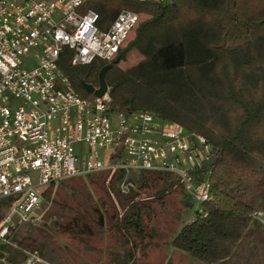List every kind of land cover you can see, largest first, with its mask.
I'll list each match as a JSON object with an SVG mask.
<instances>
[{
  "label": "built area",
  "instance_id": "obj_1",
  "mask_svg": "<svg viewBox=\"0 0 264 264\" xmlns=\"http://www.w3.org/2000/svg\"><path fill=\"white\" fill-rule=\"evenodd\" d=\"M87 2L0 0V201H12L0 212V264H15L12 234L36 225L45 191L68 180L114 172L126 195L135 188L133 174L170 176L201 217L213 200L214 155L202 137L147 112L113 109L109 88L92 100L74 91L60 67L65 52L73 66L111 65L140 21L122 10L101 30ZM251 224L264 228V212H253ZM20 253L16 264H48L37 250Z\"/></svg>",
  "mask_w": 264,
  "mask_h": 264
},
{
  "label": "trees",
  "instance_id": "obj_2",
  "mask_svg": "<svg viewBox=\"0 0 264 264\" xmlns=\"http://www.w3.org/2000/svg\"><path fill=\"white\" fill-rule=\"evenodd\" d=\"M85 8L98 14L101 30L122 10L140 16L133 38L105 73L111 107L177 123L211 147L213 200L203 204L206 216L180 227L170 246L201 264L226 263L253 237L258 225L251 224L252 213L264 212V0H88ZM133 52L142 59L122 70L119 64ZM106 65L73 66L68 52L60 60L74 91L88 100L94 97L81 81L97 88ZM102 176L114 190L117 174ZM174 187L164 188L159 199ZM11 202L0 201V210ZM134 207L112 218V225L138 236L144 226ZM96 226L94 234L101 233L102 218ZM26 230L37 228L27 223L18 229ZM88 231L93 234L91 226ZM8 252L11 263L22 260L20 252ZM39 253L48 264H64L55 251Z\"/></svg>",
  "mask_w": 264,
  "mask_h": 264
},
{
  "label": "rangeland",
  "instance_id": "obj_3",
  "mask_svg": "<svg viewBox=\"0 0 264 264\" xmlns=\"http://www.w3.org/2000/svg\"><path fill=\"white\" fill-rule=\"evenodd\" d=\"M141 59L138 52H133L119 67L129 69ZM74 150L80 158L85 154L81 144L75 145ZM158 176L133 174L135 188L126 195L118 191L119 175L112 179L114 190L105 185L108 176L102 174L48 188L46 203L38 214L40 220L33 225L37 231H16L10 241L17 249L8 251H55L57 260L64 264H201L172 251L169 244L180 227L201 217L195 214L197 205L186 198L174 178ZM168 185L175 187L159 199L158 193ZM131 205L144 226L138 236L123 234L112 225V218L122 216ZM100 218L101 233L94 234ZM89 226L93 234L89 233ZM253 231V237L245 239L224 264H264V228L255 226ZM16 256L20 259V255Z\"/></svg>",
  "mask_w": 264,
  "mask_h": 264
},
{
  "label": "water",
  "instance_id": "obj_4",
  "mask_svg": "<svg viewBox=\"0 0 264 264\" xmlns=\"http://www.w3.org/2000/svg\"><path fill=\"white\" fill-rule=\"evenodd\" d=\"M112 68L111 65L104 66L98 75V87L95 88L90 84L85 83L84 81H81V86L85 90L87 94L92 95L94 98H101L108 90V86L105 81V73Z\"/></svg>",
  "mask_w": 264,
  "mask_h": 264
},
{
  "label": "crops",
  "instance_id": "obj_5",
  "mask_svg": "<svg viewBox=\"0 0 264 264\" xmlns=\"http://www.w3.org/2000/svg\"><path fill=\"white\" fill-rule=\"evenodd\" d=\"M170 242H171V240H170ZM170 242H169V244H170ZM170 249H172V251H175V252H177V253H182V254H185V253H183V252H180V251H177V250H175V249H173V248H170ZM185 255H187V254H185ZM189 256V255H188ZM190 257V256H189ZM191 258V257H190ZM192 260H194L193 258H191ZM15 264H16V262H15Z\"/></svg>",
  "mask_w": 264,
  "mask_h": 264
}]
</instances>
